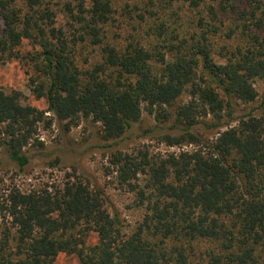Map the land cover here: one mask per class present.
<instances>
[{"label":"trees","instance_id":"obj_1","mask_svg":"<svg viewBox=\"0 0 264 264\" xmlns=\"http://www.w3.org/2000/svg\"><path fill=\"white\" fill-rule=\"evenodd\" d=\"M0 17V63L30 65L48 103L0 87V168L73 170L0 200V264H264V115L236 114L264 84V0H0ZM47 111L101 123L141 212L130 228L76 150L45 148ZM144 111L179 151L122 146Z\"/></svg>","mask_w":264,"mask_h":264},{"label":"rangeland","instance_id":"obj_2","mask_svg":"<svg viewBox=\"0 0 264 264\" xmlns=\"http://www.w3.org/2000/svg\"><path fill=\"white\" fill-rule=\"evenodd\" d=\"M3 22L0 17V32ZM22 52L33 50V46L25 41L21 48ZM31 77L33 68L18 59L0 63V87L6 91H19L22 93L25 103L34 105L42 110H48V103L45 98H37L31 91ZM259 91V99L253 104H242L239 106L237 115L253 112L264 115V84L256 82ZM184 99L187 98L185 94ZM46 115L52 119L48 126L41 123L38 137L43 141L47 150L63 151L68 149L76 150L79 167L88 172L95 183L104 190L111 204L118 210L123 223L130 228L139 218L141 212L134 203V195L117 181L116 167L111 163V152L115 147H99L103 143L100 137L101 123L92 119L82 118L77 124H72L68 129L67 121H58L51 111ZM233 125L236 122H232ZM156 125L154 115L143 112L141 121L136 122L134 127L121 140L122 146L128 151L138 149L151 152L179 151L178 147H169L158 140L156 132H153ZM155 133V135H154ZM191 149L193 146L184 147ZM0 152V156H1ZM67 166V167H66ZM73 170L65 167H50L47 164H40L30 167L26 173H21L15 166H4L0 168V200L8 194L12 188H20L27 191L34 187H45L51 184H60L67 180L68 173ZM98 241L96 233H92L89 243ZM53 264H82L74 254L61 253Z\"/></svg>","mask_w":264,"mask_h":264}]
</instances>
